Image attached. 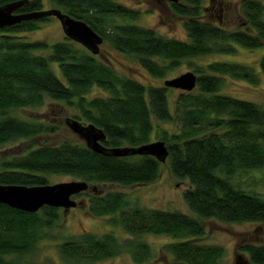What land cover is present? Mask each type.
<instances>
[{
  "label": "trees",
  "instance_id": "16d2710c",
  "mask_svg": "<svg viewBox=\"0 0 264 264\" xmlns=\"http://www.w3.org/2000/svg\"><path fill=\"white\" fill-rule=\"evenodd\" d=\"M12 1L16 0H0V6ZM205 1L150 0L182 19L188 39L181 40L136 24L145 13L140 3L132 6L120 0H51L57 8L87 22L114 49L136 57L155 78L165 77L184 61L216 53L232 54L235 45L264 48L261 0H239L246 22L237 28L224 26L218 10L212 5L206 7ZM43 9V0H29L18 11ZM50 20L46 17L0 28V148L14 144L10 155L0 163V184L45 185L52 174L70 175L90 185L154 182L162 164L149 155L113 157L70 140L37 147L25 144L55 131L57 126L25 120L10 111L38 108L47 99L67 104L79 112L73 117L102 128L107 135L104 144L109 147L152 142L154 119H173L171 88L121 75L114 65L67 37L50 45L18 35L39 29ZM45 49L51 51L35 53ZM52 63L59 64L62 77ZM260 66L264 71V55ZM206 68L207 72L200 68L196 71L199 93L180 91L175 99L174 107L184 121L182 131L165 132L160 137L170 151L171 174L179 180H189L184 199L200 218L178 210L136 207L126 211V193L94 192L88 206L90 213L111 216L130 236L85 232L69 237L58 246L67 264H91L124 250L139 264L149 263L151 246L140 239L145 234L182 239L167 243L163 249L174 256L176 264H220L223 247L199 242L206 235L208 220L264 225V197L233 182L238 172L264 167V104L218 93L224 76L252 80L254 74L249 67L231 62H214ZM94 87L106 94L89 97ZM59 220L57 207L44 206L32 213L0 203V264H18L16 259L34 252L41 240L53 238L51 230ZM238 247L247 253L250 264H264V241L239 243Z\"/></svg>",
  "mask_w": 264,
  "mask_h": 264
},
{
  "label": "rangeland",
  "instance_id": "374dc122",
  "mask_svg": "<svg viewBox=\"0 0 264 264\" xmlns=\"http://www.w3.org/2000/svg\"><path fill=\"white\" fill-rule=\"evenodd\" d=\"M129 5L135 6L136 3L142 5L145 13L135 21L136 24L153 27L166 37L177 38L181 40L188 39V33L183 26L182 19L172 14L163 6H154L150 0H120ZM220 0H216V3ZM264 3V0H261ZM44 8H56L51 0H43ZM226 6L225 16L223 18L224 26L229 28H237L240 24L245 23L244 16L241 15L239 0H222ZM209 0L205 1V6L209 7ZM209 12V11H208ZM51 20L42 23L39 29L34 31H24L18 35L26 40H44L50 45L62 41L66 35L62 29L59 20L56 17H50ZM218 20V19H217ZM246 29V26L242 27ZM51 49L36 50L38 54H48ZM264 55V48L249 49L241 45H235V51L232 54L216 53L211 55L194 58L184 61L179 67L167 73L163 78H155L141 65L139 60L126 53L114 49L109 42H105L101 46V53L95 55L98 59L106 61L114 65L121 75H126L135 79H139L146 84L164 85L166 79H171L185 73L194 71L199 75L198 68L207 72V66L214 62H231L242 64L250 68L253 79L233 78L224 76V83L220 94H227L240 99L249 100L258 104H264V71L260 66V60ZM52 67L59 77H62L58 63H52ZM179 89L171 88L169 93V103L172 107L173 119L163 122L154 119L155 128L152 133V141L162 140L160 137L169 133H179L184 127V121L180 117L181 112H177L174 102L179 95ZM193 93H199L198 87ZM106 93L100 88H92L89 97L104 96ZM25 120L41 121L54 124L55 131L43 134L38 138L28 140L27 145L37 147L44 143H58L64 140H70L75 143H84L76 134H74L66 124L67 117H73L79 114L76 109L69 107L63 102H54L47 99L43 106L38 108H24L10 111ZM80 120V119H78ZM84 124L88 122L80 120ZM14 144L10 143L0 148V163L10 155ZM49 184L63 181L76 180V178L66 174L49 175ZM233 182L240 185L249 192H256L264 197V167L255 170L238 172ZM98 187L100 195L111 191H119L127 194L129 205L126 211H132L136 207L161 209V210H178L188 214L194 218H200L194 213L184 199V192L190 187L189 180H179L175 178L167 163L162 164L161 174L157 180L146 185L123 186L113 183L94 184ZM92 192L80 194L74 198L81 202L75 208L65 211L60 208V220L57 226L51 230L53 238L41 240L34 252L17 258L18 264H67L59 253L58 246L69 237L79 235L85 232L95 233L99 236L113 232L120 238H127L130 235L126 233L124 228L117 225L111 216L97 217L90 213L88 206ZM204 220V219H202ZM205 221V220H204ZM151 246L152 259L145 264H176L173 255L164 253V246L167 243L180 241L171 236L160 234H145L140 237ZM264 241V225L254 222L228 223L217 219H210L206 222V235L199 239V242L209 245H219L224 249L223 256L220 258V264H242L247 260L250 264L246 252L241 251L239 243ZM242 255L244 258L236 263V256ZM13 259V258H12ZM91 264H139L133 255L124 250L117 256L100 259Z\"/></svg>",
  "mask_w": 264,
  "mask_h": 264
},
{
  "label": "water",
  "instance_id": "95a60500",
  "mask_svg": "<svg viewBox=\"0 0 264 264\" xmlns=\"http://www.w3.org/2000/svg\"><path fill=\"white\" fill-rule=\"evenodd\" d=\"M178 2L179 0H164ZM29 0H16L0 6V28L20 24L23 21L56 17L67 38L86 47L93 55L101 53L104 37L87 22L74 18L60 8L43 9L32 12H19ZM198 74L187 71L181 75L166 79L164 86L191 92L198 85ZM66 124L85 145L92 151L113 157H129L133 155L152 156L161 164L167 163L170 154L165 141L157 140L139 146L109 147L104 144L107 139L105 131L94 123L84 124L75 117H67ZM98 191V187L85 180L63 181L54 184L26 186L0 184V203L26 212H37L44 206L63 208L68 211L81 204L74 197L88 191ZM244 257L236 256V263ZM242 264H247L244 260Z\"/></svg>",
  "mask_w": 264,
  "mask_h": 264
},
{
  "label": "flooded vegetation",
  "instance_id": "af4514ba",
  "mask_svg": "<svg viewBox=\"0 0 264 264\" xmlns=\"http://www.w3.org/2000/svg\"><path fill=\"white\" fill-rule=\"evenodd\" d=\"M220 2H221L220 4H219V2L213 4L212 1L209 0V3L212 5V7H214L213 9H216V11L218 10V13L220 14V17H221L220 20H221V22H223V18L225 16V12H226L227 8L224 5V2H222V1H220ZM90 192L94 193L92 190H90L86 193H90ZM86 193H84V194H86Z\"/></svg>",
  "mask_w": 264,
  "mask_h": 264
},
{
  "label": "bare ground",
  "instance_id": "6f19581e",
  "mask_svg": "<svg viewBox=\"0 0 264 264\" xmlns=\"http://www.w3.org/2000/svg\"><path fill=\"white\" fill-rule=\"evenodd\" d=\"M60 22V21H59ZM61 24V23H60ZM63 29V28H62ZM83 46V45H82ZM86 48V47H85Z\"/></svg>",
  "mask_w": 264,
  "mask_h": 264
}]
</instances>
